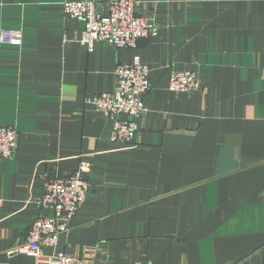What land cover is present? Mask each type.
<instances>
[{"label": "crops", "instance_id": "crops-1", "mask_svg": "<svg viewBox=\"0 0 264 264\" xmlns=\"http://www.w3.org/2000/svg\"><path fill=\"white\" fill-rule=\"evenodd\" d=\"M65 1L0 0V125L18 152L0 160V264L25 241L55 176L92 164L88 196L57 247L93 264H264V0H139L158 26L137 48L106 41L89 51L84 21ZM109 0H101L100 11ZM149 66L148 111L130 144L86 99L114 89L118 64ZM201 87L170 91L174 72ZM125 117L123 116L122 119Z\"/></svg>", "mask_w": 264, "mask_h": 264}, {"label": "built area", "instance_id": "built-area-1", "mask_svg": "<svg viewBox=\"0 0 264 264\" xmlns=\"http://www.w3.org/2000/svg\"><path fill=\"white\" fill-rule=\"evenodd\" d=\"M101 0L65 1L64 12L84 21L81 43L93 51L99 41H106L119 49L137 48L145 38L155 37L158 26L150 24L136 7L139 0H109L107 10L100 11ZM23 34L18 30L0 28L1 44L20 45ZM150 69L139 55L132 62L118 64L114 70L116 85L113 90L89 96L86 99L97 111L113 121L112 139L130 144L139 131L138 119L148 111L145 97L151 89ZM201 87L196 72H174L169 81L170 91H189ZM125 117L122 119V117ZM19 137L14 126L0 125V160L13 158L18 152ZM92 164L82 161L77 171L70 176H55L45 186L38 200L40 209H49L52 217L38 215L30 226L24 242L14 245L6 254L32 255L35 264H93L87 256H77L69 251L46 254L45 247L58 246L60 237L67 235L74 217L82 208L90 191L87 175ZM4 200L0 198V209ZM101 264H113L111 262Z\"/></svg>", "mask_w": 264, "mask_h": 264}]
</instances>
